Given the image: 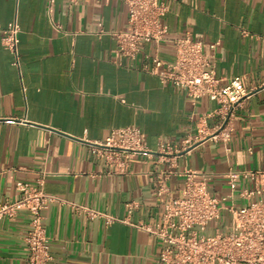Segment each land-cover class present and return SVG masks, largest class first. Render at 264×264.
Returning <instances> with one entry per match:
<instances>
[{"label":"crops","instance_id":"1","mask_svg":"<svg viewBox=\"0 0 264 264\" xmlns=\"http://www.w3.org/2000/svg\"><path fill=\"white\" fill-rule=\"evenodd\" d=\"M160 1L168 6L166 39L120 61L112 32L128 24L122 0H55L51 14L47 0H0V25H20L19 66L0 38V202L18 199L15 184L24 179L118 218L108 223L105 216L51 204L43 212L48 264H160L163 243L136 224L161 221L165 204L181 195L185 170L205 175L223 205L232 202L230 168L264 173V0ZM185 36L204 41L222 83L239 75L251 94L237 111L229 142L203 135L186 151L161 153L164 142L182 148L217 106L149 72L156 55L174 61V40ZM218 121L207 119L208 134ZM131 125L146 134L154 154H125L127 173L110 175L93 146ZM253 185L241 181L238 190ZM131 202L137 206L129 212ZM30 219L24 209L0 219V264H25ZM217 224L214 231L227 229L226 211L210 223Z\"/></svg>","mask_w":264,"mask_h":264},{"label":"built area","instance_id":"2","mask_svg":"<svg viewBox=\"0 0 264 264\" xmlns=\"http://www.w3.org/2000/svg\"><path fill=\"white\" fill-rule=\"evenodd\" d=\"M128 7V24L122 30L112 32L117 40L114 52L119 60L135 58L143 45L148 42L159 44L166 39L168 28L163 17L168 6L160 0H122ZM76 0H70L74 4ZM55 0H47V12L51 14ZM20 25L17 20L6 27L0 25L3 45L14 55L13 64L20 65ZM176 58L166 61L159 56L152 57L150 73L162 83H170L186 90L193 99L208 98L217 104L216 108L204 114L199 121V132L183 142L178 148L170 142L160 144L159 152L179 153L188 150L203 135L215 141L229 142L234 131L237 111L250 96L241 76H233L227 82L216 74L214 61L205 54V43L191 36L176 38ZM219 42L210 44L215 49ZM218 117L219 121L208 134L207 119ZM13 121L8 119V122ZM94 151L108 166V173L125 174L129 161L125 154H142L151 157L146 145V134L137 126L114 128L105 139L95 142ZM229 150V148H228ZM184 185L181 195L165 204L162 219L158 223H139L137 227L159 238L163 243L160 264H264V173L259 170L230 168L226 177L229 198L232 202L223 205L219 197L213 195L205 175L192 169L183 172ZM241 181H251L253 187L238 190ZM164 185L160 187L161 193ZM15 190L19 198L0 202V219H13L19 210H27L30 215V229L25 235L28 252L25 264H48L52 259L50 240L43 223L44 210L51 204H69L77 210H87L91 216H105L108 223L118 220L114 216L78 205L59 196L47 193L43 187L28 180L16 181ZM238 198L246 203L237 205ZM137 206L128 204L129 212ZM226 211L230 224L226 230L216 229L208 234L211 222L221 218Z\"/></svg>","mask_w":264,"mask_h":264},{"label":"rangeland","instance_id":"3","mask_svg":"<svg viewBox=\"0 0 264 264\" xmlns=\"http://www.w3.org/2000/svg\"><path fill=\"white\" fill-rule=\"evenodd\" d=\"M218 223H219V222H218ZM216 226H219V225H218V224L215 225V226H211V225H210L209 230H208V234H212V233H214V229H215Z\"/></svg>","mask_w":264,"mask_h":264}]
</instances>
